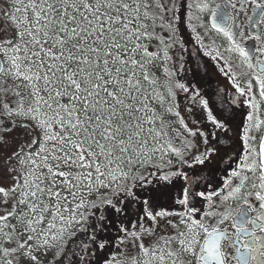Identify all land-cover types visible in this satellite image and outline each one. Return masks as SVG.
<instances>
[{"label": "snow or ice", "instance_id": "snow-or-ice-1", "mask_svg": "<svg viewBox=\"0 0 264 264\" xmlns=\"http://www.w3.org/2000/svg\"><path fill=\"white\" fill-rule=\"evenodd\" d=\"M0 264H264V0H0Z\"/></svg>", "mask_w": 264, "mask_h": 264}, {"label": "flooded vegetation", "instance_id": "flooded-vegetation-1", "mask_svg": "<svg viewBox=\"0 0 264 264\" xmlns=\"http://www.w3.org/2000/svg\"><path fill=\"white\" fill-rule=\"evenodd\" d=\"M250 8H251V6H249V12H250ZM181 27L183 29V34L185 36H189L190 33L188 32L187 27H186V25L183 22L181 24ZM212 35H213V38L216 39V41H217L218 44L222 42V37L216 36L214 33ZM249 43H251V42H249ZM187 47L189 48V50L191 52H195L196 51V48L198 46L195 44V41L192 40L190 43L187 44ZM204 59H207V58H204ZM192 60H193V62L195 64H198V65L201 66V71L203 72V67L202 66L204 64V60L200 59L199 56L192 57ZM209 79L212 81L211 84H209L207 81H203L202 80V83L204 84L205 89H207L209 87H212V88H217V87H219V88H226L227 87V85L225 83H222L221 82L222 81V78H217V76L214 75V74H210ZM237 134L238 133L234 130L233 135L236 136ZM240 147H241L240 144L237 143L236 144V151L237 152L240 151Z\"/></svg>", "mask_w": 264, "mask_h": 264}]
</instances>
